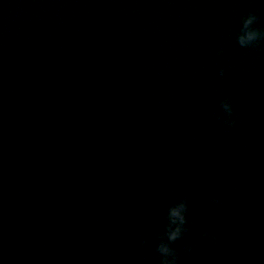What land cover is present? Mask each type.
Instances as JSON below:
<instances>
[{
	"label": "water",
	"instance_id": "1",
	"mask_svg": "<svg viewBox=\"0 0 264 264\" xmlns=\"http://www.w3.org/2000/svg\"><path fill=\"white\" fill-rule=\"evenodd\" d=\"M250 15L264 33V0H0V264H161L180 202L179 264H264Z\"/></svg>",
	"mask_w": 264,
	"mask_h": 264
},
{
	"label": "clouds",
	"instance_id": "2",
	"mask_svg": "<svg viewBox=\"0 0 264 264\" xmlns=\"http://www.w3.org/2000/svg\"><path fill=\"white\" fill-rule=\"evenodd\" d=\"M256 19L257 18L254 15H250L243 20V26L238 36V42L241 47H250L258 40L264 39V33L253 27V25L256 23ZM219 74L223 76L224 70L221 69ZM221 107L223 112L228 117V119L224 121V124L228 125L229 127L233 126L235 122L231 119L233 115L232 103L229 100H225L222 103ZM212 203L216 206L219 205L218 200H213ZM186 212L187 206L184 202L177 203L175 206L169 208L168 210L169 225L166 232V239L161 242L156 249V252L161 258V264H179L177 252L174 248L171 247V245L176 241L181 240L184 236V233L186 231ZM205 237L212 240L216 239V236L211 232L205 233ZM138 239L143 241L142 234L138 235ZM185 250L190 253L192 249L189 245H186Z\"/></svg>",
	"mask_w": 264,
	"mask_h": 264
}]
</instances>
